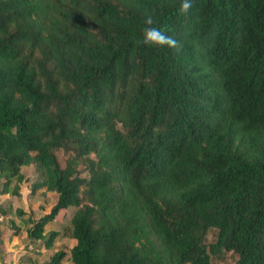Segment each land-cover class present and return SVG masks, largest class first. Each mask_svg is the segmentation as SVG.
<instances>
[{"label":"trees","instance_id":"16d2710c","mask_svg":"<svg viewBox=\"0 0 264 264\" xmlns=\"http://www.w3.org/2000/svg\"><path fill=\"white\" fill-rule=\"evenodd\" d=\"M179 5L0 0V195L28 165L56 194L30 243L72 206V264H264V0ZM147 15L179 53L143 44Z\"/></svg>","mask_w":264,"mask_h":264},{"label":"rangeland","instance_id":"374dc122","mask_svg":"<svg viewBox=\"0 0 264 264\" xmlns=\"http://www.w3.org/2000/svg\"><path fill=\"white\" fill-rule=\"evenodd\" d=\"M57 158L61 164L66 158L65 154L58 150ZM25 181L20 184L18 195H0V205L10 207L11 212L0 215V264H46L50 255L56 250H63L65 256L62 264H72L69 255V247L73 240L69 237L70 218L74 207L61 210L55 218L44 228L45 233L56 231L57 236L51 247L46 248L42 240L29 242L26 229L30 226L28 217L38 218L43 210L55 202L56 194L42 189L31 191V183L36 178L33 165L22 166ZM15 209H21V215L15 213ZM237 256L234 253H225L212 258L211 264H234Z\"/></svg>","mask_w":264,"mask_h":264},{"label":"clouds","instance_id":"9594fccd","mask_svg":"<svg viewBox=\"0 0 264 264\" xmlns=\"http://www.w3.org/2000/svg\"><path fill=\"white\" fill-rule=\"evenodd\" d=\"M193 8V0H180L178 8L179 15H188ZM156 20L152 15H147L145 18L146 27L143 32V44L153 48L171 49L173 54L179 53L183 45L168 34L166 28L158 27Z\"/></svg>","mask_w":264,"mask_h":264}]
</instances>
